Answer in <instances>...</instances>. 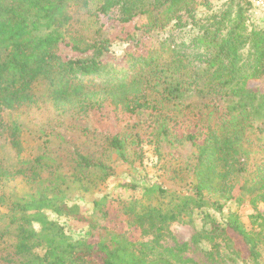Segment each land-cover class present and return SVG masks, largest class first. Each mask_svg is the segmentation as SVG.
Returning <instances> with one entry per match:
<instances>
[{
  "label": "trees",
  "instance_id": "trees-1",
  "mask_svg": "<svg viewBox=\"0 0 264 264\" xmlns=\"http://www.w3.org/2000/svg\"><path fill=\"white\" fill-rule=\"evenodd\" d=\"M0 0V264H179L108 225L109 204L264 264L240 209L264 201V17L249 0ZM150 41L123 62L103 16ZM136 116L107 133L91 111ZM194 121L196 131L178 127ZM85 225L80 230L70 220ZM153 248V247H152ZM185 264V263H184Z\"/></svg>",
  "mask_w": 264,
  "mask_h": 264
},
{
  "label": "rangeland",
  "instance_id": "rangeland-1",
  "mask_svg": "<svg viewBox=\"0 0 264 264\" xmlns=\"http://www.w3.org/2000/svg\"><path fill=\"white\" fill-rule=\"evenodd\" d=\"M213 7L219 8L225 0H209ZM252 3L251 22L261 26L263 24L260 18L264 17V8L259 6L255 0H249ZM108 36L113 40L118 55L117 62H123L124 51L127 49V43L122 40H115L116 37H126L127 34L134 32L137 37H141L138 43L132 42L130 49L136 52H143L145 45L150 41L147 34H143L142 30H135V25L143 23L144 18L139 17L135 23L122 24L119 21L102 17ZM260 88L264 90V83H260ZM91 116L94 119L95 127L107 133H115L124 128L128 123L132 122L136 116L131 115L121 108H117L107 103L101 110L91 111ZM194 121L187 120L178 127V131H196ZM109 221L108 225L122 233H125L131 241H133L139 249L145 253L152 255L155 249H169L174 254L172 260L179 264H254L248 257V252L244 244L238 239H235V247L239 254L233 255L236 260L232 262L228 259V250L224 242L218 240L216 248L211 254L204 253L192 242V236L195 232L194 227L190 224L174 221L171 222L163 234L159 237L150 229L145 232L142 227L136 226L126 220V217L118 212L117 205L110 203L109 206ZM242 221L248 229H253L257 232L261 231L264 234V201H259L256 208L250 204H245L240 209ZM85 224L76 220H70L69 226L75 230H80ZM153 247V248H152ZM227 253V254H226ZM231 255V254H230ZM264 261V246L263 257Z\"/></svg>",
  "mask_w": 264,
  "mask_h": 264
},
{
  "label": "built area",
  "instance_id": "built-area-1",
  "mask_svg": "<svg viewBox=\"0 0 264 264\" xmlns=\"http://www.w3.org/2000/svg\"><path fill=\"white\" fill-rule=\"evenodd\" d=\"M256 3L259 5V6H262L264 8V0H255Z\"/></svg>",
  "mask_w": 264,
  "mask_h": 264
}]
</instances>
